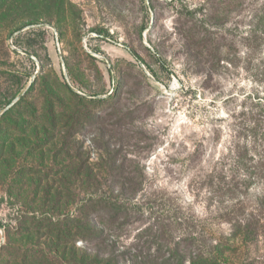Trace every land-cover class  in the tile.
Returning <instances> with one entry per match:
<instances>
[{
	"label": "rangeland",
	"instance_id": "rangeland-1",
	"mask_svg": "<svg viewBox=\"0 0 264 264\" xmlns=\"http://www.w3.org/2000/svg\"><path fill=\"white\" fill-rule=\"evenodd\" d=\"M251 110L264 119V0H0V264H145L221 235L226 263L264 264V229L220 216L260 212L264 178L228 157ZM96 193L120 209H88ZM85 221L99 242L75 237Z\"/></svg>",
	"mask_w": 264,
	"mask_h": 264
},
{
	"label": "trees",
	"instance_id": "trees-1",
	"mask_svg": "<svg viewBox=\"0 0 264 264\" xmlns=\"http://www.w3.org/2000/svg\"><path fill=\"white\" fill-rule=\"evenodd\" d=\"M228 157L230 166L236 171H243L242 174L247 175L249 180H252L253 177L256 179L264 178V119L260 118L258 112L251 110L246 116L245 122L238 127L229 148ZM237 177V175H232L227 181L223 182L222 194L228 201L238 197L239 180ZM262 199L264 200V196L259 202L260 205H256V202L252 204L253 209L260 210L259 213L253 214L251 210L248 216H245L246 214H243L240 207L232 206V208L222 210L220 216L231 228L237 230L236 236L240 234L241 237L246 238V236L259 234L264 229V224H258L261 219L264 220V203ZM261 203H263V207H261ZM114 204L109 203L108 206L103 193H96L89 199L88 209L98 211V209H104V206L113 211L120 209L119 205L113 206ZM123 214L126 213H122L120 216L122 217ZM73 219L77 222L80 217L76 215ZM84 223L87 225L85 228L77 223L72 226L76 230L75 237L81 238L87 245L99 242L103 237V230L96 229L94 224L88 221ZM220 238L216 240L214 245H197L195 249L189 251V257L177 250V247L168 249L167 255L164 256H159L157 251L150 252V250H147L145 254L148 255L144 257V260H147L145 264H148V262L149 264H228L224 258V255L230 249L228 238L222 235ZM84 254L86 255L85 252ZM137 258L136 253L121 251L114 254L111 250L106 256H101L99 260L95 257L86 258L85 256L82 261H74L73 264H142L143 259Z\"/></svg>",
	"mask_w": 264,
	"mask_h": 264
}]
</instances>
